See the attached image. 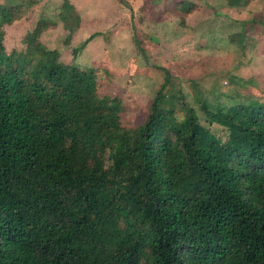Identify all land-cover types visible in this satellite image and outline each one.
Listing matches in <instances>:
<instances>
[{
  "label": "trees",
  "instance_id": "obj_1",
  "mask_svg": "<svg viewBox=\"0 0 264 264\" xmlns=\"http://www.w3.org/2000/svg\"><path fill=\"white\" fill-rule=\"evenodd\" d=\"M14 18L0 4V264H264V103L203 101L218 137L163 106L166 75L125 127L93 69L34 44L45 26L7 54Z\"/></svg>",
  "mask_w": 264,
  "mask_h": 264
},
{
  "label": "rangeland",
  "instance_id": "obj_2",
  "mask_svg": "<svg viewBox=\"0 0 264 264\" xmlns=\"http://www.w3.org/2000/svg\"><path fill=\"white\" fill-rule=\"evenodd\" d=\"M49 1L0 0L16 17L2 26L5 52L24 57L28 36L45 26L34 44L55 52L57 62L93 69L98 95L119 106L125 127L143 124L166 75L163 106L181 119L183 99L218 137L225 130L208 121L203 101L264 103V0Z\"/></svg>",
  "mask_w": 264,
  "mask_h": 264
},
{
  "label": "crops",
  "instance_id": "obj_3",
  "mask_svg": "<svg viewBox=\"0 0 264 264\" xmlns=\"http://www.w3.org/2000/svg\"><path fill=\"white\" fill-rule=\"evenodd\" d=\"M5 0H2V2H4ZM18 1V0H17ZM33 2V1H32ZM35 2H38V4H40V2L42 3H49L50 1L49 0H34V3Z\"/></svg>",
  "mask_w": 264,
  "mask_h": 264
}]
</instances>
